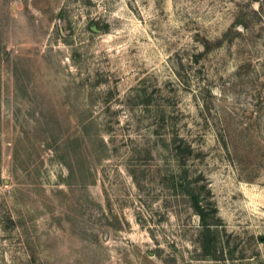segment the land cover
Here are the masks:
<instances>
[{"label":"rangeland","instance_id":"374dc122","mask_svg":"<svg viewBox=\"0 0 264 264\" xmlns=\"http://www.w3.org/2000/svg\"><path fill=\"white\" fill-rule=\"evenodd\" d=\"M0 264H264V0H0Z\"/></svg>","mask_w":264,"mask_h":264},{"label":"trees","instance_id":"16d2710c","mask_svg":"<svg viewBox=\"0 0 264 264\" xmlns=\"http://www.w3.org/2000/svg\"><path fill=\"white\" fill-rule=\"evenodd\" d=\"M195 202H196V209L198 210L200 216L203 219V222H204L203 224L206 226V228H209L208 225H207L208 223L206 222V213L203 210L202 206L199 204V200H198L197 197H195ZM207 230H209V229H207ZM204 246H206V248L209 249V247L212 246L211 245V241L210 240H207V242L205 243Z\"/></svg>","mask_w":264,"mask_h":264},{"label":"water","instance_id":"95a60500","mask_svg":"<svg viewBox=\"0 0 264 264\" xmlns=\"http://www.w3.org/2000/svg\"><path fill=\"white\" fill-rule=\"evenodd\" d=\"M93 29H95V28H93Z\"/></svg>","mask_w":264,"mask_h":264}]
</instances>
